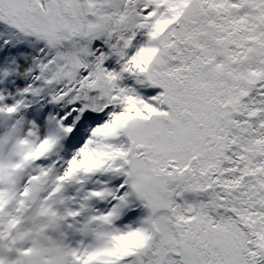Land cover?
Returning <instances> with one entry per match:
<instances>
[{"label":"snow or ice","instance_id":"6c2138e0","mask_svg":"<svg viewBox=\"0 0 264 264\" xmlns=\"http://www.w3.org/2000/svg\"><path fill=\"white\" fill-rule=\"evenodd\" d=\"M0 264H264V0H0Z\"/></svg>","mask_w":264,"mask_h":264}]
</instances>
